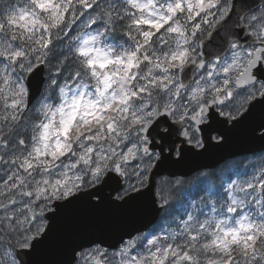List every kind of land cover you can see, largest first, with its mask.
<instances>
[{
  "label": "snow or ice",
  "instance_id": "1",
  "mask_svg": "<svg viewBox=\"0 0 264 264\" xmlns=\"http://www.w3.org/2000/svg\"><path fill=\"white\" fill-rule=\"evenodd\" d=\"M245 125L264 143V0H0V264H264V155L179 207L155 180ZM146 195L163 226L56 233Z\"/></svg>",
  "mask_w": 264,
  "mask_h": 264
},
{
  "label": "water",
  "instance_id": "2",
  "mask_svg": "<svg viewBox=\"0 0 264 264\" xmlns=\"http://www.w3.org/2000/svg\"><path fill=\"white\" fill-rule=\"evenodd\" d=\"M261 119L259 110L254 114L253 120ZM264 152V143L254 138L247 125L234 130L228 142L220 148H214L201 156H190L181 165H167L157 170L156 182L161 177H190L198 170L214 169L225 161L244 155H253ZM155 190V189H154ZM111 191L108 186L105 193ZM154 196L146 195L142 200L136 202L127 212L113 213L111 211L92 212L84 203L77 202L64 209L61 216L54 221V227L58 237L62 241L70 242L76 234L84 229L92 228L96 234L106 243H113L122 231L116 228L128 227L139 228L148 231L160 219L151 201ZM41 259L49 264H59L65 259L62 248L47 249L42 253Z\"/></svg>",
  "mask_w": 264,
  "mask_h": 264
},
{
  "label": "trees",
  "instance_id": "3",
  "mask_svg": "<svg viewBox=\"0 0 264 264\" xmlns=\"http://www.w3.org/2000/svg\"><path fill=\"white\" fill-rule=\"evenodd\" d=\"M259 157V156H256ZM251 157H243L234 160H229L219 166L215 173L209 177H200L198 178L197 173L185 178L186 183L183 190L177 194L175 199L176 206L179 207L182 204L188 203L191 199H198L201 195H204L205 189L214 190L216 186H218L223 178L233 177L235 178L236 173L243 172L245 168H247V164ZM211 171V170H209ZM175 178H165V180L161 181L162 184L164 181ZM160 225H164V220L162 216L158 222Z\"/></svg>",
  "mask_w": 264,
  "mask_h": 264
},
{
  "label": "rangeland",
  "instance_id": "4",
  "mask_svg": "<svg viewBox=\"0 0 264 264\" xmlns=\"http://www.w3.org/2000/svg\"><path fill=\"white\" fill-rule=\"evenodd\" d=\"M262 155H264V153ZM260 157H261V155L259 157H255V158L251 157V159L249 160L247 166H249L250 162L258 161L260 159Z\"/></svg>",
  "mask_w": 264,
  "mask_h": 264
}]
</instances>
